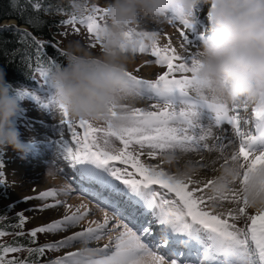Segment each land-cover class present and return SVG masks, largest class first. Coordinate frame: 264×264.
Masks as SVG:
<instances>
[{"label":"snow or ice","instance_id":"6c2138e0","mask_svg":"<svg viewBox=\"0 0 264 264\" xmlns=\"http://www.w3.org/2000/svg\"><path fill=\"white\" fill-rule=\"evenodd\" d=\"M41 7L37 0L35 10L39 11ZM105 11L103 6L96 7L93 16L77 18L72 15L62 23L74 27L83 25L94 37L95 43L91 48L95 49L101 47L99 28ZM171 26L182 38L180 47L186 49V34L193 29V22L177 18ZM162 35L159 30H151L146 33V41L133 40V56L149 54L167 71L154 80L129 73L130 82L138 89L140 101L146 102L147 107L135 106L129 123L120 129L110 124L96 126L88 121H74L56 104L46 77L50 67L62 65V61L55 57L47 62V66L37 69L42 81L39 88H19L22 100L27 97L44 109L57 110L62 114L60 123L67 126L75 149L69 146L61 130L57 150L74 170L80 191L95 198L104 215L102 223L92 220L88 227L55 243L28 248L30 254H43L46 249L59 251L78 243L82 247L68 251L52 264H264V212L249 215L247 202L242 201L237 189L230 194H212L209 189L213 179L204 182L196 178L198 173H190L187 178L180 179L160 163L148 164L141 159L145 149L149 158H159L161 163H165L162 157L168 153L218 151L223 164L228 159L240 162L244 169L241 187L247 183L249 173L264 168V106L221 108L197 100L189 91L196 58L178 54L171 39L162 50L158 46ZM36 43L41 49L45 47L41 41ZM57 55L64 54L58 52ZM176 73L181 74L180 78H176ZM39 92L45 93L43 98L37 94ZM249 110L251 117L241 116V111ZM224 124L234 129L238 146L236 141L223 134L214 136L213 128ZM78 129H82V133ZM212 138L221 142L210 146L207 141ZM230 146L232 151L224 155ZM3 167L0 163V169ZM57 171L63 173L64 170ZM3 184L4 181L0 180V185ZM204 189H208L210 194H203ZM198 192L202 194L197 195ZM71 194L72 188L68 187L59 193L52 189L42 191L38 197L24 199L47 200ZM224 201L235 206L225 207ZM61 203L59 200L54 204L46 203L39 210L55 208ZM65 207L67 214L62 219L29 233L33 242L38 233L55 234L76 228L91 211L86 205L75 211L71 205ZM18 216L19 226L23 227L26 218L23 213ZM241 219L245 222L244 227L237 224ZM6 234L0 231V237ZM104 238L109 242L103 247L88 246ZM22 250V246L0 245V264H28L27 261L7 258L8 254Z\"/></svg>","mask_w":264,"mask_h":264},{"label":"clouds","instance_id":"9594fccd","mask_svg":"<svg viewBox=\"0 0 264 264\" xmlns=\"http://www.w3.org/2000/svg\"><path fill=\"white\" fill-rule=\"evenodd\" d=\"M69 2L72 15L85 18L95 15L99 0ZM201 4L210 5V28L195 57L190 94L212 107L264 106V0H104L100 53L70 42L66 63L46 72L56 104L74 121L110 124L115 129L126 126L140 101L129 78L133 40L146 41L151 25H172L177 18L192 21L194 9ZM21 101L19 89L7 82L0 68V153L11 148L23 158L33 141H22L15 125L23 111ZM162 159L175 168L177 178L199 173L190 161L178 166L177 154L168 153ZM243 173L239 161L228 159L213 178L210 193L230 194L237 189L249 209L264 212V168L249 173L241 187ZM46 177L58 179L51 170ZM61 188L67 189V183Z\"/></svg>","mask_w":264,"mask_h":264},{"label":"rangeland","instance_id":"374dc122","mask_svg":"<svg viewBox=\"0 0 264 264\" xmlns=\"http://www.w3.org/2000/svg\"><path fill=\"white\" fill-rule=\"evenodd\" d=\"M101 6H104V0H99V2L96 4V7H101ZM200 8H203L202 4L200 6H198V9H200ZM207 12L208 11H206L205 14ZM193 17H194V19H192V22L194 20H196V19L198 20L200 18V13H198L197 11H194ZM69 19H71V17ZM9 23L10 22H8L6 24H9ZM101 23H102V21H101ZM77 28L79 29L78 32L76 31ZM62 30H63V33L60 36H58V39L60 41V47L63 51L66 52V49H67L70 42H79L82 46L93 51L94 53H96V54L100 53V47L99 46H97L95 49L91 48V45L93 43H95V39L91 34H89L87 32V29L83 25L77 24L74 27L71 24H67L66 26H64L62 28ZM163 33L164 34L160 37L159 44H158V46L162 50L166 49L169 39H171L172 47H174V48H176V46L178 44H181L180 42H177V40L172 39V36H174L175 38H177L178 36L173 31V27L171 25L163 26ZM187 46H188V43H187ZM181 54H184V53H181ZM140 55H142V54L137 53L134 56V62L130 66L129 70L135 72L137 75L142 76L143 78L145 77V79L154 80L159 75V73L154 72L153 68H151V67L150 68H151L152 72L150 69H147L146 68L147 65L143 64V60L140 57H138ZM149 56L152 58L151 55H149ZM137 69H139V71H137ZM38 80H39V78H38ZM41 98H43V97H41ZM21 103H22L23 111L15 120L16 127L18 128L19 132L21 133V140L27 143L30 140L34 141L36 139H39L38 141H42L45 143H53V144H56V146H57L58 140L60 139V135L58 133L57 128L60 124L61 118L58 117V115L56 116L55 114L54 115L52 114V115H50V126H48V127L35 126L33 121H31L29 119L30 118L29 114L34 113L32 108L30 107L34 103L29 102V100H22ZM136 106L147 107V105L145 104L144 101H139L136 104ZM28 116H29V118H28ZM96 126H101V125H96ZM38 129H40L41 132L38 133L37 132ZM78 131H80L82 133L83 130L78 129ZM232 140L236 141L235 139H232ZM116 144L118 147L120 146L118 141H116ZM73 149H75V148H73ZM144 151H145V155L142 156L141 159L145 163H148V164L160 163L161 167H163L166 171L171 172V170H172L171 166H169L165 163H161L160 159L153 160V159L149 158L146 155L147 149H145ZM231 151L232 150H231V146H230L229 149L226 150L227 155L230 154ZM20 156L21 155L19 153L13 151L11 148H8L6 152L0 153V163H2L4 165L3 169H0V172H3V170H5L4 177L1 179L4 181L3 185H5V186L2 189H0V215L3 211H6L7 216H9V218H12V217H16L15 215H18L19 213H23L25 218H26V223L24 224V227L26 229V232H29L32 229H35L37 227L45 226V223H47L51 218L47 217V216L43 217V222H41L43 224H41L40 222L33 219L34 215H40V214H38V209H36V208H38L39 206H41V208H43V203L46 204V202H42V201H31V200L26 201L25 200V203L23 202V203L19 204L17 207H15L14 209H11V205L15 201L21 200L20 198L23 196V194L26 192H29L30 186L31 185L34 186V184L36 183L34 181L29 183L28 189H26L25 191L21 188V186H22L21 182L22 183L26 182V180H25L26 178L21 179L20 177H18L17 170L14 167V166H17L19 170L21 168H24V169L26 168L23 164H21L22 160H21ZM49 166H50L49 170L54 171L57 174V176L60 178V180L62 179L61 180L62 182L63 181L66 182L65 179L63 180V177L61 176V174L58 173L55 165L50 164ZM118 166L119 167H126L125 165H118ZM129 170L131 171L130 168H129ZM46 173H47L46 168H44V172L41 173V175L44 176L43 180L45 182H47L48 180H53L51 177H46ZM53 181H55L58 184L59 180L58 181L53 180ZM56 183H55L56 187L59 188L60 184L57 185ZM49 185H53V184H49ZM199 187H202V185H199ZM60 189H62V188H60ZM201 194L202 193H199V192L197 193V195H201ZM203 194L207 195L210 193L208 192V189H204ZM60 198H62V203L58 205V208L61 210L65 206V203H66V205H69V203L72 204V206H74L75 209L78 208L75 205L73 200L75 198L80 199L82 197L79 194L73 193L71 196L60 195ZM26 203L28 205L30 203L31 207L35 208V210H30V206H27ZM82 203H84V202H82ZM85 203H86V201H85ZM223 203H224L225 207H234L235 206V205L229 204L227 201H224ZM9 207H10V209H8ZM102 213L101 212H90L88 217L84 221L81 222L80 226H84V227L87 226L88 227L89 222L92 220H95V221L100 222V223L103 222ZM248 214L249 215H255L256 212L253 209H248ZM48 216H51V215H48ZM241 222H244V220L241 219L240 221H237L238 226L240 225ZM59 234H60V232L55 233V234L38 233L37 234V240L39 241L40 244L55 243V242H57V238H58ZM9 240H10V236L8 235V237H7L6 235H4L3 237H0V244L7 243ZM102 241H104L105 244L109 242L108 238H104V239L100 240L99 242L101 243ZM75 245H80V244L77 243V244H74V246ZM73 247H71V248L73 249ZM80 247H82V245ZM71 248H63V249H60L59 251H56V250L48 251L47 252V256H48L47 259H49V262H53L54 260L61 258L64 255H66L67 252L70 251ZM20 255H23V252L11 253L9 258L14 259V260H18Z\"/></svg>","mask_w":264,"mask_h":264},{"label":"trees","instance_id":"16d2710c","mask_svg":"<svg viewBox=\"0 0 264 264\" xmlns=\"http://www.w3.org/2000/svg\"><path fill=\"white\" fill-rule=\"evenodd\" d=\"M35 2L37 0H0V68L5 70L7 82L17 89L32 85L37 69L47 66L52 57L66 63V53L61 51L58 36L62 34V22L72 16L69 0H39L42 5L39 11L34 8ZM11 20L17 25L3 26ZM21 26L28 30L19 29ZM36 41H41L45 47L39 48ZM58 52L64 55L58 56ZM6 214L3 211L0 215V231L15 233L6 246H34L32 237L17 235L21 232L17 230L19 219H7ZM43 259L44 254L34 252L29 253L27 260L37 264Z\"/></svg>","mask_w":264,"mask_h":264},{"label":"bare ground","instance_id":"6f19581e","mask_svg":"<svg viewBox=\"0 0 264 264\" xmlns=\"http://www.w3.org/2000/svg\"><path fill=\"white\" fill-rule=\"evenodd\" d=\"M208 8L210 9V5H208ZM206 11H208V10H206ZM194 32H196V30H194ZM190 37H192V36L190 35ZM178 41L181 42V40H178ZM200 49H201V47H199L197 45L195 46V44L188 46V50H190V53H191L189 58L196 57L195 54H197L200 51ZM176 50H177L178 54L185 53V50L180 47V44H178L176 46ZM146 59H147L146 57H144V59H142L143 60V64H145V65H146V61H145ZM146 68L151 70L150 67H146ZM151 72H152V70H151ZM138 77H141V76H138ZM243 117H251V112L250 111L245 112L243 114ZM37 132L39 133V132H41V130L38 129ZM213 132H214V136H221L223 134L224 137H227V138H230V139L232 137L231 134H230V130L229 129H228V131H226V130H224V128H220V129L213 128ZM220 142L221 141H217L215 138L209 139L207 141V143L210 146H214V145H216V144H218ZM223 142H227V141L224 140ZM231 150H232V148H231ZM176 154L180 158V164L178 166H182L183 163L188 162V161L192 162L193 164H195L200 169L199 173H198V176L196 178L197 179H202L204 182H206L208 179H213L216 175H218V170L220 168V165L223 164V157L221 156V154L218 151H207V150H204L201 153H196V152L180 153V152H177ZM224 154L227 155L226 151H225ZM58 161H60V160H58ZM213 161H215V163H213ZM32 162L35 163L36 161L32 160ZM202 164L203 165H208V167H200V165H202ZM14 167L17 170L18 177H20L21 179L22 178H26L25 179L26 182H24V183L21 182V184H22L21 188L24 191L26 189H28L29 183H31L32 181L36 182L34 184V186L33 185L30 186L29 192H26V193L23 194V197H28V196L37 197V196H39V194L42 191H46V190H48V188L49 189L51 188V185H49V184H55L56 183L53 180H48L47 182L43 181L42 178L44 176L39 175L40 173H42V168H34L33 164L31 165V168L30 167L29 168H25V169L21 168L20 170L18 169L17 166H14ZM174 171H175V168L172 167L171 172H174ZM56 180L57 181L59 180L58 184H60L59 186L61 187L63 185V182L61 181L62 179L60 180V178L58 177V179H56ZM55 190L58 193L61 192V191H58V189H55ZM71 195H69V196H71ZM59 199L60 198H58L56 196L55 198L49 197L47 200L51 201L52 204H54L55 201L59 200ZM80 199H76L75 198L73 200L77 207H80L81 205H86L91 210L90 212H101L102 213V211L100 210V207L97 204H93V205H95L97 207V208H95V207H92L91 204L88 201H86V203H85V201L82 198H80ZM34 201H42V200L35 199ZM44 201H46V200H44ZM82 202H84V203H82ZM46 203H50V202L47 201ZM69 205H71V209H73V211H75V209L72 207V204L69 203ZM43 206H44V203H43ZM36 209H38V214H40V215H34L33 219H35L36 221H38L40 223L43 222V217H46V216L50 217L51 219H50L49 222H51V221L54 222L57 219H62L63 216L65 214H67L66 207H64V208H62L60 210L58 208V205L55 208L45 209L44 211H40L39 208H36ZM81 210H83V209H81ZM48 215H51V216H48ZM102 217L104 219L103 213H102ZM41 224H43V223H41ZM77 229H80V227L79 228L76 227V228L69 229L66 232H60L59 240L65 238L68 235H72ZM88 246L89 247H100L98 242H93V243L89 244ZM78 248L79 247L76 246L73 249V251L74 250H78Z\"/></svg>","mask_w":264,"mask_h":264}]
</instances>
